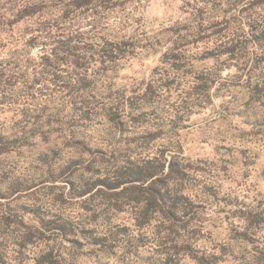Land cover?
<instances>
[{
  "label": "rangeland",
  "instance_id": "1",
  "mask_svg": "<svg viewBox=\"0 0 264 264\" xmlns=\"http://www.w3.org/2000/svg\"><path fill=\"white\" fill-rule=\"evenodd\" d=\"M27 1L52 5L46 19L57 15L61 0H0V16ZM257 1L123 0L98 15L99 36L124 42L128 52L101 73L104 95L106 86L124 96L159 86L141 126L171 125L149 143L150 152H181L191 168L186 194L193 205L176 219L184 228L177 236H165L159 218L137 227L135 208L115 211L99 199L101 208H78L69 175L106 172L101 156L141 130L119 136L99 112L88 118L64 109L63 82L72 69H62L58 81L33 84L46 49H25L18 40L40 15L3 29L0 71L14 79L0 82V133L29 140L0 153V264H264V34L243 25L250 10L264 18ZM232 2L235 10L227 11ZM196 85L198 96L190 91ZM41 110L53 114L42 117L43 131L23 128L24 116ZM46 131L47 140H37ZM41 154L49 155L51 173ZM36 217L62 230L40 233L32 228L39 227Z\"/></svg>",
  "mask_w": 264,
  "mask_h": 264
},
{
  "label": "trees",
  "instance_id": "2",
  "mask_svg": "<svg viewBox=\"0 0 264 264\" xmlns=\"http://www.w3.org/2000/svg\"><path fill=\"white\" fill-rule=\"evenodd\" d=\"M122 1L61 0L58 4L57 15L54 18L46 17V19L43 11L51 8L52 5L41 1L22 2L17 4V8L12 6L8 10L7 18L0 16V35L4 28L34 20L40 15L37 21L26 26L23 35L18 40L25 49H32L36 46L46 49L45 54L39 58V74L34 75L33 84L46 80V77L58 81L62 69H72L73 73H70L63 82L64 97L67 96L64 109H68L67 111L71 112L72 116L79 113L80 116L88 118H90L89 115L99 112V115L119 136L124 135L125 132L128 135H134L133 130L136 128L141 130V133L134 135L132 140L126 139L123 145L111 147L108 157L101 156L99 163L109 168L106 172L86 170L91 173L90 177L79 176L76 179L75 176L69 175L66 180V185H69L68 194L70 198L79 199L78 208H101L100 205L95 204L96 199L104 203L106 208H114L115 211H121V208H135L133 219L137 227L159 218L163 223L160 227L165 236H177L184 228L177 226L176 219L185 214L193 205L191 198L186 194V182L191 168L186 163V159L181 156V152L170 154L167 147L161 151L150 152L152 148L149 143L164 138L163 136L167 134L171 125L170 122H167L166 126L157 125L155 130H148L141 126V123H145L146 115L143 107L153 102L156 87L159 88V86H153L150 83L143 88L142 92H131L126 96L110 93L107 86V92L104 95L106 90L100 87L101 73L115 69L118 63L127 57L128 52L123 50L124 42L99 36L98 15L104 10L110 11L115 6H120ZM263 4L264 0L257 1V5ZM232 6L235 7L236 4L230 3L227 11L235 10ZM194 11L196 13L194 15L198 17L199 10ZM247 16L248 19L243 25L250 31L260 32V35L264 34V18L259 17V14L252 10ZM241 27L239 26V29ZM7 39L2 36L0 46ZM225 50L228 53L233 52L232 49L225 48ZM13 61L21 62L17 59ZM5 76H8L6 77L8 79H14L13 75L0 71V82ZM24 78H27L26 74ZM198 86H192L190 89L197 96L199 95ZM96 98L101 99L100 104L96 102ZM95 102L97 105H94ZM67 104L68 107H66ZM41 111L38 117L24 116L23 128L30 127L31 130L43 131L45 123L42 117L49 118L53 114L52 112L47 114L45 110ZM58 111L62 109L54 114L59 113ZM38 137L37 140H47V131L40 133ZM28 140L29 137L25 133L19 136L13 132L0 133V153H7L12 150L15 143L18 142L21 146ZM45 158H49V155L41 154L39 160L44 162ZM43 165L49 170L47 172L51 173L53 163L49 161L44 162ZM57 170L60 171V168ZM89 204L90 207L87 206ZM92 213L95 212L92 210ZM36 219L39 227L33 226L32 228L40 233L45 228L53 231L62 230L58 223L56 224L59 228H53L54 222L48 220L45 222L41 217H36ZM68 229L75 233L76 227L70 223ZM88 237L93 236L89 234ZM97 241L95 237L90 243L95 244Z\"/></svg>",
  "mask_w": 264,
  "mask_h": 264
},
{
  "label": "clouds",
  "instance_id": "3",
  "mask_svg": "<svg viewBox=\"0 0 264 264\" xmlns=\"http://www.w3.org/2000/svg\"><path fill=\"white\" fill-rule=\"evenodd\" d=\"M224 75H227V72L223 73Z\"/></svg>",
  "mask_w": 264,
  "mask_h": 264
}]
</instances>
